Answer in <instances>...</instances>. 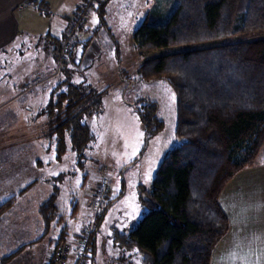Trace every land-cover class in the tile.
Returning <instances> with one entry per match:
<instances>
[{"label":"trees","instance_id":"16d2710c","mask_svg":"<svg viewBox=\"0 0 264 264\" xmlns=\"http://www.w3.org/2000/svg\"><path fill=\"white\" fill-rule=\"evenodd\" d=\"M109 1L101 0L92 11L100 8L103 13ZM177 3L165 22L150 23L149 18L145 19L134 34L136 50L188 47L264 31V0H177ZM44 9L45 6L40 7L41 12ZM88 19L89 16L81 23L79 33ZM104 26L107 24L100 16L98 28ZM50 38L56 46L51 48L56 68L64 72L66 66L74 63L79 35L76 34L65 58L62 51L66 33L61 38ZM138 75L143 82L166 81L173 89L175 137L180 143L165 154L151 189H140L139 201L146 210L142 219L128 234L112 228L110 239L123 257L135 254L141 264H211L215 246L230 227L220 197L240 171L255 164L264 147V38L144 59ZM68 82L58 85L42 113L48 117L47 135L56 159L61 161L71 148L83 169L85 153L96 139L88 121L102 115L103 93L72 82L66 86ZM128 105L145 129V143L137 162L145 155L151 140L164 130L165 123L159 117V104L149 98H139ZM104 182L107 180H102L96 190ZM111 193L112 187L101 207L94 209V219L83 228L77 242L66 241L69 229H62L61 241L53 251V264H56L55 251L64 243L70 244L73 252H67L66 263L78 264L74 252L83 239L88 243L83 264L89 257H95L102 222L114 203L107 200ZM59 195L60 188L56 187L40 206L44 224L40 239L52 225L60 227L65 221L58 209ZM14 200L0 204V212ZM13 256L0 259V264H8Z\"/></svg>","mask_w":264,"mask_h":264},{"label":"rangeland","instance_id":"374dc122","mask_svg":"<svg viewBox=\"0 0 264 264\" xmlns=\"http://www.w3.org/2000/svg\"><path fill=\"white\" fill-rule=\"evenodd\" d=\"M76 1L58 0L54 18L45 19V27L41 25L43 29L34 32L44 34L50 30L52 34H59L57 25L61 27L65 22L64 17L72 15ZM177 5V0H110L103 13L100 8L91 11L88 28L91 36L99 38L94 40L97 44L91 47V67L86 69L85 64L82 65L83 68L72 69L70 66L57 74L53 69L42 80L33 70H29L28 77L35 81L34 85H26L28 87L25 86V89L21 87L13 92L10 81L19 83L20 77L16 80L15 71L3 66L0 68V204L18 198L24 192L27 193L26 197H34V201H44L59 187L58 209L65 219L62 232L66 227L77 228L94 218L90 219L95 211L93 203L96 188L102 180H107L112 187L107 200L114 203L112 202L113 205L102 222L101 239L108 240L114 227L121 233L128 234L142 219L146 210L139 201L140 189H151L165 154L180 143L175 137V93L166 81L143 82L139 79L138 68L143 60L174 52L264 38L263 31L188 47L177 46L144 52L136 50L134 34L145 19L149 18L150 23L165 22ZM100 16H103L106 27L98 28ZM78 33L77 35L80 34ZM29 37L26 36V48L31 64L36 63L41 55L47 57L49 47H56L51 44L50 36L33 40ZM22 52L25 53L17 50L8 59H0V63L6 67H19ZM17 73L19 75L21 71L18 70ZM65 81L103 93L102 115L90 117L88 121L96 139L85 153L83 169L78 165L77 155L71 148L61 161L56 159L51 139L47 135L48 117L42 113L50 104L52 93ZM37 87L39 88L36 89ZM21 95L22 100L9 102L11 98L15 100ZM139 98H149L159 104V117L164 121L165 128L151 140L143 158L136 162L145 143V129L128 103ZM12 158L18 160L12 162ZM36 159L42 160L44 165L36 166ZM263 159L264 147L258 162ZM30 178L41 182L37 185V181L32 183ZM121 264H141V261L139 256L130 253L124 255Z\"/></svg>","mask_w":264,"mask_h":264},{"label":"crops","instance_id":"0c3cea01","mask_svg":"<svg viewBox=\"0 0 264 264\" xmlns=\"http://www.w3.org/2000/svg\"><path fill=\"white\" fill-rule=\"evenodd\" d=\"M27 1L29 0H0L1 60L8 59L21 48L26 49V36H30L32 40L33 38L40 39L42 36L43 38L46 36L63 37L75 11L82 2L87 0H77L75 2L72 15L64 17L65 22H63L61 27L57 25L59 31L57 35L52 34L50 30L44 32V34L36 33L34 30L43 29L40 26L44 25L45 27V19L51 20L54 18V8L58 0H31L34 2V6L20 10V5ZM41 6H45L42 12L40 11ZM88 22L89 19L80 31L77 41L78 45L73 56L74 63L66 66L67 69L70 66H72V69L83 68L82 65L84 64L85 69L91 67L89 65V55L92 53L91 47L97 44L94 43V40L99 38V36H91ZM82 34L84 36L81 37ZM48 49L49 51H46L48 56L41 55L39 58L37 57L38 61L36 63L33 62L31 64L29 62L27 50L24 51L23 55L19 56V67L12 64V66L6 67L0 63V68L3 66L11 69L12 72L15 71L16 80L20 77L19 83L13 80L10 81L13 92L21 89V87L25 89V85L35 82L32 80L30 82L28 77L30 75L29 70H33L32 72L41 80L45 74H51L54 71L53 69L56 70V74L59 72L56 68L52 50ZM18 70L21 71L19 75L17 73ZM23 77H25L24 81ZM22 99L23 95L15 100L11 98L9 102L14 103ZM17 160L12 158V162ZM263 161L264 159L258 162L257 158L253 166L240 171L224 189L220 197V205L229 219L230 227L215 246L212 252L211 264H264ZM42 162V160L36 159V166L42 167L44 165ZM30 180H32V183L37 181V185L41 182L35 178H30ZM101 180L102 178L100 177L99 181ZM26 194L24 192L20 197L14 198L13 204L5 211L0 212V259L14 255L8 264H53V251L57 242L61 241V227L65 221L60 227L52 225L49 233L40 239V236L44 233V224L42 223L39 209L41 204L47 199L34 201V197H26ZM92 218L93 216L90 219ZM85 226L86 224L77 228L69 226L68 234H65L67 235L66 241L77 242ZM101 238L100 230L97 240L99 247L95 257H89L86 264H121L122 252L114 246L110 235L109 241Z\"/></svg>","mask_w":264,"mask_h":264},{"label":"built area","instance_id":"2783aa9c","mask_svg":"<svg viewBox=\"0 0 264 264\" xmlns=\"http://www.w3.org/2000/svg\"><path fill=\"white\" fill-rule=\"evenodd\" d=\"M101 0H89L88 2H82L79 8L76 10L75 15L73 17V22H71L70 26L66 30V40L63 45L62 58H65L69 55L71 47L73 45L74 38L79 31L81 23L86 20L89 16L90 12L93 9L94 5H97ZM33 1H28L22 5H20V10L25 9L26 7L33 6ZM111 192V186L107 182L101 184L100 189L96 190L95 202L93 204L94 209H99L102 205V201L105 196ZM87 240H81L76 246L77 250L74 252L75 259L78 264H83L86 261V248H87ZM67 252H72V246L70 244L64 243L59 246V248L55 251L56 264H67Z\"/></svg>","mask_w":264,"mask_h":264}]
</instances>
